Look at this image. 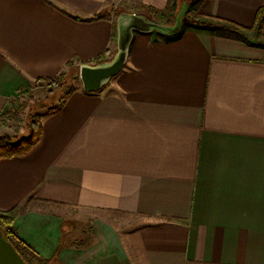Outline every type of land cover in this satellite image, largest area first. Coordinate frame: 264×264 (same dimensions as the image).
I'll list each match as a JSON object with an SVG mask.
<instances>
[{
    "label": "crops",
    "instance_id": "0c3cea01",
    "mask_svg": "<svg viewBox=\"0 0 264 264\" xmlns=\"http://www.w3.org/2000/svg\"><path fill=\"white\" fill-rule=\"evenodd\" d=\"M168 2L0 0V136L19 138L4 116L35 79L115 50L119 9ZM209 8L253 27L264 0ZM40 112L36 146L0 159V209L18 208L31 264H264L263 42L197 23L135 32L107 86ZM68 208L86 210L82 230Z\"/></svg>",
    "mask_w": 264,
    "mask_h": 264
},
{
    "label": "trees",
    "instance_id": "16d2710c",
    "mask_svg": "<svg viewBox=\"0 0 264 264\" xmlns=\"http://www.w3.org/2000/svg\"><path fill=\"white\" fill-rule=\"evenodd\" d=\"M173 1L174 0H169L167 6L170 7ZM142 8L147 9L146 13L144 14L153 20H155L154 15L157 12H161V10L153 8V7L144 6ZM122 12L124 11L119 9L118 13L120 14ZM186 14L184 17V22L186 19ZM104 16H105V13L101 12L96 15H93L92 17L86 18L85 20H88V21L97 20V19L103 18ZM211 16L215 18L218 21V23L215 25L211 24L207 26H212V27L222 29L232 36L240 37L242 39H245L247 42H250V37L247 36V33L255 29L258 31V33H260L261 25L264 22V8H261L258 11L257 20H256V24H258V26H256L255 24L253 25V27H245L232 20L215 16L214 14H212ZM193 23H197V22H193ZM116 40H117V26H116V23H114L113 33H112V42L115 45H116ZM109 52L110 50H107L104 53H101L100 55L92 59L91 61L84 62V63L95 64V63L109 60L112 57V56L111 57L107 56ZM75 64H76L75 59L70 60L67 62L65 68L55 77H39L35 79V83H38L41 81L47 83L50 86L49 91L51 92L54 91L53 88L55 85H57L59 88H63L62 93L59 96L60 98L59 101L55 103L56 105H50L49 110L56 109L57 104L58 106H62L66 98L77 90V87L74 84V80H75L74 72L71 74V76L68 75V71L69 70L73 71ZM49 91L48 93H51ZM28 105L29 103H22L20 108L22 110H26ZM15 106H17V104H14L13 107ZM27 129H28V134L25 136L19 137L16 141H14L13 138L7 134L0 136V159L26 156L36 146V144L40 141L42 137V129H43L42 122H41V116L39 114L37 113L32 114V117H30L28 121ZM17 216H18L17 207H14L9 210L0 209V227L3 232L4 237L16 247L18 252L24 257V259L28 262V264H31L27 260V258L23 255V253L21 252V249L19 248V243L21 242V240L14 226V222Z\"/></svg>",
    "mask_w": 264,
    "mask_h": 264
},
{
    "label": "rangeland",
    "instance_id": "374dc122",
    "mask_svg": "<svg viewBox=\"0 0 264 264\" xmlns=\"http://www.w3.org/2000/svg\"><path fill=\"white\" fill-rule=\"evenodd\" d=\"M186 3H188V10L186 12L187 13L186 19L185 22L183 23L182 28L187 27L190 23L193 22H197L199 25L202 26H207L211 24L215 25L218 23V21L211 16L212 12L209 8L211 4V0H174L170 7L167 6L164 11L157 12L154 15V18L159 20L157 22L172 25L175 23L176 17L181 7ZM112 11L117 12L118 10L112 8ZM247 36L250 37L249 43H252L253 45H257L258 43L262 44L263 42L264 45V39L260 37V33H258L256 29L247 33ZM114 49L116 50V48ZM114 51H110L107 54V56L111 57ZM80 65L81 64L76 63L74 65L75 67L73 71L72 70L68 71V75L71 76V74L74 72V77H75L80 71ZM74 84L77 87V90L80 88L82 89V84L78 78H75ZM49 88L50 86L43 81L38 83L32 82L28 86V88H26L24 91H21L19 97L13 101L11 109L9 113L4 116V119H6V124H9L12 127V129L18 135V137L26 135L24 133L28 130L27 125L30 117H32V114L37 113L41 116L40 111L46 109L49 110L50 105H56L55 103L59 101L60 99L59 96L61 95L63 88H59L57 85H55L53 88L54 89L53 92L49 91ZM48 91L51 93H48ZM22 103H29L26 110H22L20 108ZM14 104H17V106L13 107ZM13 140L16 141L17 137H14ZM69 213L71 215L70 218L78 223L75 226V230L77 231L79 229L82 230V227L80 225H83L84 221L83 218L79 216V214L80 213L85 214L86 210L79 208L76 209L68 208L66 214ZM115 218L118 219L117 220L118 223L120 224V226L123 227L130 224L132 218H137V216L124 213V214L115 215ZM86 224L87 223H85V225ZM84 230H86V228ZM44 264H54V263L45 262Z\"/></svg>",
    "mask_w": 264,
    "mask_h": 264
},
{
    "label": "water",
    "instance_id": "95a60500",
    "mask_svg": "<svg viewBox=\"0 0 264 264\" xmlns=\"http://www.w3.org/2000/svg\"><path fill=\"white\" fill-rule=\"evenodd\" d=\"M187 10L188 3L181 7L176 21L172 25L157 22L142 13H120L116 21L117 40L113 56L103 62L80 65V71L75 78L80 80L83 90L87 92L99 91L124 69L135 32H157L164 36L176 35L182 30ZM0 264H28L16 247L4 237L1 227Z\"/></svg>",
    "mask_w": 264,
    "mask_h": 264
}]
</instances>
